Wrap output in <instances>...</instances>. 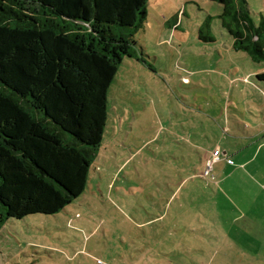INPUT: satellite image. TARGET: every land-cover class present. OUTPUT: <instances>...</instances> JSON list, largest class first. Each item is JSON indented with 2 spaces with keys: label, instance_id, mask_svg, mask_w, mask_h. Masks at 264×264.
I'll return each mask as SVG.
<instances>
[{
  "label": "rangeland",
  "instance_id": "374dc122",
  "mask_svg": "<svg viewBox=\"0 0 264 264\" xmlns=\"http://www.w3.org/2000/svg\"><path fill=\"white\" fill-rule=\"evenodd\" d=\"M246 1L259 24L264 0ZM147 10L138 56L123 58L109 87L87 187L57 213L0 225V264L243 262L237 232L251 221L238 219L236 202L241 170L263 176L252 168L264 169V61L234 48L219 1L149 0ZM215 150L220 159L204 178ZM245 187L247 212L260 213L251 205L260 188ZM259 224L246 243H264Z\"/></svg>",
  "mask_w": 264,
  "mask_h": 264
},
{
  "label": "trees",
  "instance_id": "16d2710c",
  "mask_svg": "<svg viewBox=\"0 0 264 264\" xmlns=\"http://www.w3.org/2000/svg\"><path fill=\"white\" fill-rule=\"evenodd\" d=\"M148 1L0 0V225L57 213L84 192ZM216 1L234 48L264 61V18L256 24L246 0Z\"/></svg>",
  "mask_w": 264,
  "mask_h": 264
},
{
  "label": "crops",
  "instance_id": "0c3cea01",
  "mask_svg": "<svg viewBox=\"0 0 264 264\" xmlns=\"http://www.w3.org/2000/svg\"><path fill=\"white\" fill-rule=\"evenodd\" d=\"M258 138H260V137H257V139ZM196 145L197 144H195V146ZM263 146H264V142H262L259 145V147H260L259 149H261V147H263ZM239 152H241V151H239ZM257 152L258 151L256 150L255 151V154L251 158H249V159L247 158L248 160H245V162L239 164L238 165V170L239 169L241 170L244 165L246 167L248 165H250L252 163V159L255 157V155H256ZM211 159H213V155L208 159L209 160L208 163L211 161ZM213 168H214V166H213ZM212 171H213V169H212ZM249 171L250 170H248V172H245V171H242L241 170L242 174L245 176L244 179H245L246 182L243 185L241 183L239 184V187L240 188H244V190H243L244 193H242V194H240L238 196V203L236 202V204H238V210L239 209L242 210V213H240L238 215V219L239 220L240 219H243V220L246 219V220H250L251 221L250 222V226L248 225V227H246L244 231L239 230L237 232L239 245L241 247L243 246L241 248V252H243V254H244L242 256L244 260H243V262L240 261L239 264H264V243L261 242V239L259 238V240H258L256 238V240H258L259 243H260L259 245H257V243H255V245H252L249 242L246 243L244 241V238H246L247 235L248 236L250 235V234H247V233L254 232V230L252 229V226L251 225H257V226H259L260 225L259 224L260 221L261 220H264V195L262 197L257 196V194L259 193V191H261V190L264 191V185H262V184H264V169L261 166H255V165L252 168V171H254L255 173L257 172V173L263 174V176H259L257 174L259 176V177L256 176L257 180L252 179V177L249 174ZM195 175H197V174H195ZM228 175L231 176L230 174H226V176H223L221 180L216 181L215 182V185L216 186L218 184L219 185H222V182L224 180H226V177ZM258 178L259 179H262L263 178V180H258ZM247 184L249 186H253V187L260 188V190L256 193V195L254 197V201H252V204H251L252 205V210H254V212H256L257 208H260V210H261L260 213H252V214H250V213L247 212V207L245 208V206H247L246 205V202H245V198H249L248 189L245 187ZM236 185H237V183H236ZM232 186L234 187L235 185L229 184V188L232 189L233 188ZM220 191H221V188H220ZM222 194H223V191H221V195ZM260 214H261V217H263V218H260L259 219L258 217H259ZM255 222H256V224H255ZM262 229L263 230H262V234L261 235L264 236V228H262ZM252 235L253 236H251V237H256V233H252ZM262 239L264 240V238H262ZM241 242H245L246 245L240 244Z\"/></svg>",
  "mask_w": 264,
  "mask_h": 264
},
{
  "label": "built area",
  "instance_id": "2783aa9c",
  "mask_svg": "<svg viewBox=\"0 0 264 264\" xmlns=\"http://www.w3.org/2000/svg\"><path fill=\"white\" fill-rule=\"evenodd\" d=\"M219 159H220V152H219V150H215L213 153V159H211V161L208 163L209 166L207 167V169L205 171L206 175L212 171L214 162L219 160Z\"/></svg>",
  "mask_w": 264,
  "mask_h": 264
}]
</instances>
